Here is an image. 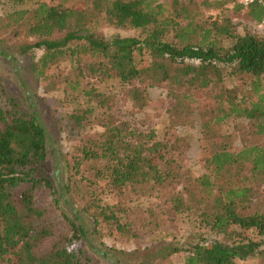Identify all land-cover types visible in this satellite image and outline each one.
<instances>
[{"label": "trees", "instance_id": "1", "mask_svg": "<svg viewBox=\"0 0 264 264\" xmlns=\"http://www.w3.org/2000/svg\"><path fill=\"white\" fill-rule=\"evenodd\" d=\"M223 1L71 0L67 6L38 2L1 19L8 50L20 55L42 51L29 66L37 79L45 78L69 53L78 76L128 84L136 109L150 102L148 86L167 82L177 91L167 109L169 123L196 114L206 171L194 179L192 188L169 193L163 202L167 211L193 212L205 231L188 247L164 242L117 251L128 264H171L170 257L180 251L185 252L184 264H238L251 257L264 264V209L239 212L256 199L253 180L264 181V31L249 28L261 22L263 8L256 1L236 0L231 15L209 20L202 7ZM237 17L249 23L242 34L234 27ZM103 25L139 29L141 34L106 37ZM20 36L23 40L15 43ZM227 75L234 79L230 85ZM78 86L75 81L72 89ZM184 87L204 96L197 99ZM80 95L88 98L86 107L67 116L77 139L73 154L65 158L69 182L84 166L93 180L145 192L165 188L184 175L180 163L167 156L182 139H157L154 131L95 115L91 102L103 107L107 99L94 87L81 88ZM33 107L25 108L0 82V264H87L89 257L72 246L86 233L84 221L66 210H73L67 198L71 184L61 183L57 171L46 170L51 137ZM90 123L102 129L84 131ZM232 125H244L237 149L231 144ZM82 198L81 211L94 225H113L107 234L124 231L118 205L103 203L95 192ZM95 233L100 234L97 229ZM110 252L98 250L106 259Z\"/></svg>", "mask_w": 264, "mask_h": 264}, {"label": "rangeland", "instance_id": "2", "mask_svg": "<svg viewBox=\"0 0 264 264\" xmlns=\"http://www.w3.org/2000/svg\"><path fill=\"white\" fill-rule=\"evenodd\" d=\"M165 3L167 0H158ZM202 1V0H200ZM214 1V0H210ZM236 0H225L221 4H214L210 7H202L209 20L221 19L225 15L232 14V6ZM38 2H46L49 5L67 6L71 0H0V82L6 91L27 109L33 104L43 122L47 134L51 137L48 146L46 170L49 173L57 171L61 183H70L71 189L67 194L71 209L66 210L68 214L76 219L84 221L86 233L82 239L73 240L74 250H83L89 257L87 264H128L129 260L117 251H129L143 249L164 242H173L176 245L188 247V243L195 239L203 228L199 227L198 219L193 212H172L167 211L168 204H164L165 195L183 191V187H193L196 177L204 173L205 167L201 160L199 148L200 127L196 114L190 116H178L169 123L167 109L174 101L172 86L167 82H161L147 87L150 102L143 108H134L128 96V84H121L116 79L98 80L93 76L80 77L76 74L74 64L69 53H64L45 78L37 79L29 70L32 59L40 57L42 51L33 50L25 55H20L14 50L5 47L6 33L1 27V19L10 11L20 8H31ZM235 30L241 31L242 27L248 26V22L240 17L233 19ZM248 23V24H247ZM252 31L262 33L264 28L255 27L249 24ZM102 33L109 37L114 34L121 36H139V29H129L103 25ZM24 37L14 39L20 42ZM7 39V38H6ZM233 77L225 76L228 85L232 84ZM79 81L77 89L73 90L72 85ZM145 85V84H144ZM94 87L97 91L103 92L107 99L105 105L95 108V115L126 122L129 127L142 132L154 131L157 139L167 138L169 141L179 140V148L170 151L167 156L175 159L182 169L184 175L165 188H154L150 191L136 190L131 186L120 189L112 187L104 180H97L92 177L88 166L81 168L82 173L74 174L69 182L65 174V158L71 157L74 145L77 142L76 135L72 134L67 123L69 113L79 111L86 107L88 98L77 96L81 88ZM184 91L192 94L197 99L204 96L203 92H197L190 87H184ZM232 128V147H240L239 131L244 125L230 126ZM102 127L96 123L86 124L84 131L94 133ZM75 179V181H74ZM188 179V180H187ZM93 180V182H92ZM256 184L257 196L255 201L248 203L239 212L246 214L253 209H264V181L257 177L253 180ZM73 185V187H72ZM88 191V192H87ZM95 192L105 204L118 205V222L124 226V231H115L107 234L113 225L101 222L94 225L93 221L81 211L83 196ZM80 222V220H77ZM99 231V236L95 230ZM102 231V232H101ZM207 232V231H206ZM208 238H213L206 233ZM111 251L110 259L104 258L98 250ZM185 252L180 251L170 257L171 264H184ZM256 257L238 261V264H258ZM12 264H17L16 262Z\"/></svg>", "mask_w": 264, "mask_h": 264}, {"label": "built area", "instance_id": "3", "mask_svg": "<svg viewBox=\"0 0 264 264\" xmlns=\"http://www.w3.org/2000/svg\"><path fill=\"white\" fill-rule=\"evenodd\" d=\"M254 1L258 2L263 8V16H262L261 22L257 25V27L264 28V0H241L243 4H249Z\"/></svg>", "mask_w": 264, "mask_h": 264}, {"label": "crops", "instance_id": "4", "mask_svg": "<svg viewBox=\"0 0 264 264\" xmlns=\"http://www.w3.org/2000/svg\"><path fill=\"white\" fill-rule=\"evenodd\" d=\"M238 33H240V34L244 33V31H243V28H242V30H241V31H238Z\"/></svg>", "mask_w": 264, "mask_h": 264}]
</instances>
